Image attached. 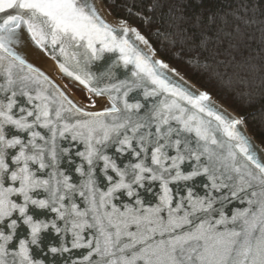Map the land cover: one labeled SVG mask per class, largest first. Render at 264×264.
<instances>
[{"label": "snow or ice", "instance_id": "snow-or-ice-1", "mask_svg": "<svg viewBox=\"0 0 264 264\" xmlns=\"http://www.w3.org/2000/svg\"><path fill=\"white\" fill-rule=\"evenodd\" d=\"M129 31L135 32L106 23L94 0H0V225L10 229H0V264H8L9 255L11 264L16 256L19 264H44L33 259L32 246L45 258L88 250L81 260L50 264H264V157L250 151L238 129L241 120L214 111L206 92L193 95L170 82L160 71L168 65L151 59L150 49L134 47ZM135 38L148 44L138 32ZM22 40L50 54L66 78L93 97L106 96L109 105L95 111L74 102L17 51ZM105 53L118 55L94 71L91 65L104 61ZM130 65L131 78L117 80L115 71ZM141 93L152 99L144 113ZM217 131L227 138L226 155L212 147H224ZM58 139L78 143L60 147ZM73 147L82 160L75 171L85 177L79 187L59 171L62 157L74 162ZM124 157L136 162L122 167L117 160ZM47 169L48 178L37 175ZM97 169L106 191L97 187ZM198 177L229 195H194ZM146 181L160 182L154 207L146 208L140 198ZM178 183L184 194L174 196L169 185ZM38 189L47 198H35ZM121 192L134 199L123 211L113 203ZM69 194L86 198L88 210L67 206ZM233 198L245 207L228 214L225 201ZM32 209L56 216L36 218ZM21 225L26 238L18 239V252L9 253ZM86 229L96 230L91 238Z\"/></svg>", "mask_w": 264, "mask_h": 264}, {"label": "trees", "instance_id": "trees-1", "mask_svg": "<svg viewBox=\"0 0 264 264\" xmlns=\"http://www.w3.org/2000/svg\"><path fill=\"white\" fill-rule=\"evenodd\" d=\"M104 2L162 59L242 116L264 146V0Z\"/></svg>", "mask_w": 264, "mask_h": 264}, {"label": "water", "instance_id": "water-1", "mask_svg": "<svg viewBox=\"0 0 264 264\" xmlns=\"http://www.w3.org/2000/svg\"><path fill=\"white\" fill-rule=\"evenodd\" d=\"M94 4L97 6L98 11L101 13L102 18L105 20L106 23L110 24L114 29H117L119 32L121 25H126L129 29H134L135 32H138L141 36H143L147 41L148 44L144 45L140 41L136 40L135 38V32L129 31L128 33V39L133 44L134 47L139 49L142 52L148 53V50H151L150 58L162 61L164 64L168 65L167 69H160V71L167 76V78L170 80V82L174 84H178L185 88L187 91L192 93L193 95L199 94V93H205L206 91L200 88L198 85H196L193 81H191L187 76H185L183 73L175 69L172 65L167 63L164 59H162L157 51L155 50L154 46L149 42V40L132 24L115 18L112 13L107 8L104 0H94ZM17 51L24 56V58L28 61V63L32 64L35 68H38L40 71L44 72L45 75L49 76L51 80H53L57 85H59L62 89L66 90L67 94L70 95V98L74 100V102L78 103L79 105H82L86 110H95V111H103L105 107L109 105L108 98L106 96L102 97H93L91 93H89L82 85H79L78 82H75L71 80V78H66L62 72L59 69V63L57 60H53L51 58V55L48 53H45L41 51L40 49L36 48L35 45L31 44L30 41L28 43H24L22 40V43L17 45ZM118 53H105V60L104 61H98L95 62L93 65H91L92 69L95 71L96 68H99L105 64V62L111 58L117 56ZM48 65H52L54 69L56 70L57 74L62 77V79L65 81L67 85H70L74 88L81 89L89 94V97H93L94 99L102 100L103 104L99 107L95 106V109H91L90 106L82 103L77 99V97L70 91L67 90L49 71H48ZM132 66L130 65L127 69L126 68H119L115 71V78L117 80H124L131 78V72L130 69ZM210 98H211V107L214 111L219 112L221 115H224L228 119H238L241 120L243 123L238 126V129L240 130L241 134L245 136V138L249 142L250 151L255 153L256 157L260 159L261 157H264V146L250 133L247 124L245 122V119L234 112L232 109L227 107L225 104L217 100L215 97H213L211 94L206 92ZM137 93H132L130 96H135ZM141 103L145 104V108L141 110V113L147 112L148 109L152 106V99L149 98V100L145 101L142 93L137 97ZM157 100L162 99V97L156 98ZM93 100V99H91ZM23 102V101H22ZM69 116V122H72L74 119L71 114H66ZM209 118L205 117V120ZM213 130L216 129V123L213 121L212 123ZM22 135H27L22 134ZM217 139L221 142V144H224L223 148H220L218 146H212L217 153H223L224 155L227 154V138L223 135L222 132L217 131L216 132ZM58 145L60 147H67L70 144L76 145L78 142H72L69 140H59L57 141ZM79 150H83V145H79ZM77 151V147L72 148V160L73 163L67 162V157H62L60 164H59V171H62L65 175L71 176V183L77 184V187L80 186L85 181V177L80 176L78 172L75 171V168L79 166L82 163V160L80 157H76L74 153ZM109 154L113 155L115 158V154L109 150ZM129 160L132 162H136L135 157H124L121 160H117L118 164H121V166H125L128 164ZM34 168L36 166H33ZM186 167V166H182ZM87 169V166H85ZM51 169L45 170L44 173L38 172L37 175L41 176L42 178H48L47 173L51 172ZM210 184V181L207 180L206 177H198L195 188L193 189L194 195L199 197L208 196L211 198H219L220 200H223L225 196L229 195V192L227 189L223 190L222 192H214L208 185ZM97 187L99 191H106L109 187L107 181L103 177V174L97 169ZM170 188L173 190L174 196H180L184 194V187L182 183L178 184H170ZM147 189V191H146ZM140 192V198L145 201V207H154L157 203H159V196L162 194V189L160 188V182L159 181H146L145 182V188L138 189ZM32 195L35 198H47V193L43 192V190L38 189L37 192L32 193ZM13 199H17L16 197H13ZM17 202H21L18 200ZM67 206H71L72 203H76L80 206V210H88L89 205L87 203L86 198L80 197L78 194H69V199L65 201ZM113 203L116 204L118 208H120L123 211L124 206H132L134 204V199L127 197L126 194L123 192L115 194V198L113 199ZM219 207V204L216 205ZM245 205L241 204L238 200H235L234 198L230 201H225V207L224 211L228 214L233 213L237 208H243ZM105 209H101V211H104ZM110 211L109 209H107ZM31 211H35L36 218H41L45 220L54 219L56 214L46 211H38L32 209ZM91 212H89V222H91ZM218 218V217H217ZM63 222L58 221V225L62 226ZM70 226V225H69ZM0 229H3L6 234L10 233V229H7L4 225H0ZM27 229L25 226L21 225L20 228L17 229V236L14 237L13 242L11 245H9V253H14L19 251V244L18 239L20 238H26L25 233ZM95 229H86L84 235L86 238H91L92 234L95 232ZM54 235V234H53ZM87 249H74L70 253H65L63 256L58 257H52L49 255L47 258H45L42 254L40 249L36 248L35 246H32L31 255L33 259L35 260H43L44 264H50V261L53 259L57 261L65 260V258L70 260H81L83 256L87 254ZM8 261V264H11L12 262V255H9L5 258ZM19 257L16 256L15 260L17 264H19Z\"/></svg>", "mask_w": 264, "mask_h": 264}, {"label": "bare ground", "instance_id": "bare-ground-1", "mask_svg": "<svg viewBox=\"0 0 264 264\" xmlns=\"http://www.w3.org/2000/svg\"><path fill=\"white\" fill-rule=\"evenodd\" d=\"M48 71L67 89L69 90L68 88V85L65 83V81L60 77L59 74H57L56 70L54 69V67L52 65H48ZM91 99H93L96 103L95 106L99 107L103 104V101L102 100H98V99H94L93 97H91Z\"/></svg>", "mask_w": 264, "mask_h": 264}, {"label": "rangeland", "instance_id": "rangeland-1", "mask_svg": "<svg viewBox=\"0 0 264 264\" xmlns=\"http://www.w3.org/2000/svg\"><path fill=\"white\" fill-rule=\"evenodd\" d=\"M61 78H62V77H61ZM68 88H69V90H70V91H71V92L77 97V99H78L79 101H81L82 103H84V104L90 106V101H94V100H91V99H90L88 93H87V100H85V99H82V98L76 93L74 87L68 85ZM81 91H83V90H81ZM83 92H85V91H83ZM85 93H86V92H85ZM95 105H96V103H95Z\"/></svg>", "mask_w": 264, "mask_h": 264}]
</instances>
